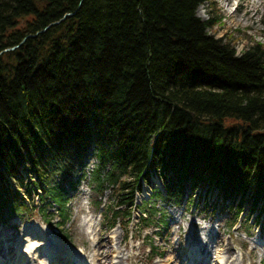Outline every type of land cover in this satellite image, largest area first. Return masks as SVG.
<instances>
[{
  "label": "trees",
  "instance_id": "obj_1",
  "mask_svg": "<svg viewBox=\"0 0 264 264\" xmlns=\"http://www.w3.org/2000/svg\"><path fill=\"white\" fill-rule=\"evenodd\" d=\"M206 1L0 0V223L33 209L62 224L66 184L92 144L93 189L116 191L108 225L130 217L152 171L166 202L188 182L238 197L237 211L247 190L251 212L264 200V43L237 54L210 32L214 12L195 13ZM144 204L143 225L167 223Z\"/></svg>",
  "mask_w": 264,
  "mask_h": 264
},
{
  "label": "rangeland",
  "instance_id": "obj_2",
  "mask_svg": "<svg viewBox=\"0 0 264 264\" xmlns=\"http://www.w3.org/2000/svg\"><path fill=\"white\" fill-rule=\"evenodd\" d=\"M212 1L199 4L197 7L202 6V10L200 13L196 11L195 13L201 19H207L213 14L211 12H214L215 20L218 22H215L210 32L216 37H223L224 39L230 36V41L234 42L237 54L254 41L264 43V0H261L259 5L256 4L257 0ZM30 19L32 17L28 15L20 18L17 26L24 27L26 20ZM89 147L86 155L84 154L81 159L82 162L75 166L73 171L72 180L76 181L77 185L70 187L66 184L69 195L66 206L69 207V213L68 218L62 224H55L57 220H60L55 213L48 215V218L52 217V224L45 223L43 216L33 209L23 212L21 214L23 217L13 216L5 224H0V251L3 252L4 241L15 247L23 248L22 256L16 259L14 258L15 254L11 253V260L28 263L30 253H26L28 250L26 238L30 243L28 248H35L37 243L35 245L33 243L36 239L41 240L44 244L42 233L45 230L51 240H53L52 237L58 236L57 233L61 236L67 233L69 241L66 243L69 246L81 247L87 258L93 261V264H221V260L226 259V256L231 252L238 255L236 264H261V257L264 263V200L258 201L253 212H250V206L253 204L251 190L245 192L242 202L245 210L238 213V217H236L237 212L235 211L238 197L234 199V204L230 205L228 200L223 201L221 199L220 193L222 194V192L215 185L216 187L210 188L211 193L208 200L212 203L215 202L214 204L203 203L202 200L196 203V197H202L201 192L206 191L208 187L204 182H201L193 190L195 186L192 187V183L188 182L186 193L192 194H190L191 200L184 199V195L180 202H166L161 198H151L157 210L165 213L167 218V223L160 227L159 233L153 232L157 228H153L152 225L150 227L141 225V220L137 218L139 209L136 204L129 206L132 211L131 222L127 217H124L123 210H120L115 225H108V212H106L105 217V211L101 210V206L100 208L96 207L95 200L101 199V204L105 206L110 203L109 210L116 202V191L112 185L105 187L101 195L93 189L94 183L90 180V171L95 166L96 158L94 144ZM21 171L24 177L29 178V171L25 166L21 168ZM152 177L155 182L151 180L148 185L144 181L141 183L145 190V196H148L149 188L154 187V183L163 189L161 179L159 178V181L154 172ZM58 179L55 177V181ZM82 179L85 181L81 183ZM11 182L14 183L13 180ZM138 192L139 194L137 191L135 194L137 201L143 197L142 193ZM215 196L217 197L215 198ZM31 197L37 204V195L31 194ZM26 199L29 198L26 197ZM202 205L205 206L202 207ZM143 206L145 207V204ZM121 207L128 208V205L122 204ZM257 217L260 218L256 219ZM255 221L258 223H254ZM89 222L94 223L92 228ZM29 227L40 229L41 235ZM22 237L25 240H22ZM190 240L203 245L204 242L209 244L210 253L205 255L203 252V255L208 258L204 259L203 263H196L192 258L196 252L192 254L190 251L191 247L188 246ZM44 241L47 242V240ZM59 245L56 246L52 242L48 246H44L48 247V250L54 251L49 256L50 262L52 264H76L69 260V251L66 250L65 253L59 249ZM153 246H156L158 253L161 251L162 254H153ZM206 246L202 248L206 250ZM38 248L39 245H37L36 250ZM42 248L40 247L37 251L32 249V251L38 257L41 254V257L44 258L45 256L46 258L47 253ZM226 249L228 251L224 253ZM55 253L57 254L54 255ZM70 257L72 258V256ZM118 259H121V262L116 261ZM36 262L39 261L35 260L31 264Z\"/></svg>",
  "mask_w": 264,
  "mask_h": 264
},
{
  "label": "bare ground",
  "instance_id": "obj_3",
  "mask_svg": "<svg viewBox=\"0 0 264 264\" xmlns=\"http://www.w3.org/2000/svg\"><path fill=\"white\" fill-rule=\"evenodd\" d=\"M261 3V0H257L256 1V4L257 5H259ZM202 10V6H199V7H197V9H196V12L197 13H200V11ZM228 12H230V11H228ZM89 225L91 226V228L94 226V223L93 222H89ZM29 228H32V229H34V230H36L37 231V233L39 234V235H41L40 234V229H36L35 227H29ZM42 230H44V229H42ZM29 232H31V231H29ZM34 232V231H33ZM42 236L44 237V239H43V242H44V244H42V241L41 240H38V239H36V241L33 243V245H35L36 243V247L34 248V247H32V249L33 250H35V251H37V250H39V248L41 247H43L42 249H43V251L45 252V253H47V255L49 254V250H48V247H44V246H48V244L49 243H52V240L51 239H49V237H48V235H47V233L45 232V230H44V232L42 233ZM1 239V238H0ZM22 240H25L23 237H22ZM44 240H47V242H45ZM26 241L28 242V246H29V240H28V238H26ZM191 241V240H190ZM48 243V244H47ZM192 244H189L188 243V246L189 247H192V248H195V250H197L199 247H200V245L202 244V243H199V242H195V241H192L191 242ZM207 243V242H206ZM205 242H204V245L202 244L201 245V249L199 248V251L198 252H203V250H204V248H202L203 246H206L207 247V252H209V249H208V247H209V244H206ZM54 244V243H53ZM37 245H39V248L36 250V248H37ZM28 246H27V251H26V253H30V255H29V260H38L39 262H36L35 264H47V262H48V260L45 258V256H44V258H43V256L41 257V255L38 257L35 253H33V251H32V249H31V247H29L28 248ZM50 246V245H49ZM73 247H70V251H71V249H72ZM65 249L67 250L68 249V247H65ZM53 251V250H52ZM190 251H192V250H190ZM227 251H228V249H226L225 251H224V253H227ZM54 252V251H53ZM83 251L82 250H80V252L78 253L79 254V260H80V262L82 263V264H85L86 262H84V260H88V262H89V264H91V260H89L88 258L86 259V257H85V255L83 256V253H82ZM62 254L64 253V252H61ZM210 253V252H209ZM57 253H55L54 255H56ZM227 255V254H226ZM237 256L238 255H236L235 253H230L229 255H227L226 256V259H222L221 260V264H236V259H237ZM211 257H213V256H211ZM3 258H8L6 255H5V253H2L1 251H0V263H1V260L3 259ZM15 258V257H14ZM116 261H118V262H121V259H118V260H116ZM260 263L261 264H264L263 263V258L261 257L260 258ZM177 264V263H176Z\"/></svg>",
  "mask_w": 264,
  "mask_h": 264
},
{
  "label": "water",
  "instance_id": "obj_4",
  "mask_svg": "<svg viewBox=\"0 0 264 264\" xmlns=\"http://www.w3.org/2000/svg\"><path fill=\"white\" fill-rule=\"evenodd\" d=\"M70 14H72V12H66V13H64L63 14V16L59 19V20H61L63 17H65L66 15H70ZM59 20H55V21H53V22H57V21H59ZM52 23V22H51ZM48 25H46L45 26V28L47 27ZM22 41V40H21ZM17 45H13V46H11V47H7L6 49H4V50H7V49H14L15 47H16Z\"/></svg>",
  "mask_w": 264,
  "mask_h": 264
}]
</instances>
